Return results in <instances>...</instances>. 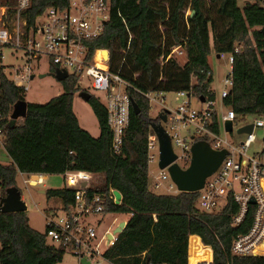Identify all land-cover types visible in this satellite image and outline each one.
Instances as JSON below:
<instances>
[{"label":"trees","instance_id":"16d2710c","mask_svg":"<svg viewBox=\"0 0 264 264\" xmlns=\"http://www.w3.org/2000/svg\"><path fill=\"white\" fill-rule=\"evenodd\" d=\"M66 2L30 0L22 16L31 25L45 8L61 9ZM6 3L12 5L13 0ZM108 11L100 35L83 44L89 56L96 49L106 50L108 71L132 88L126 91L138 113L129 108L119 155L110 149L106 113L92 95L86 103L96 120L98 135L92 138L79 128L71 109L72 93L78 91L76 79L68 76L60 81L62 93L44 104L26 103L24 117L11 118L3 130L1 147L8 162L0 163V195L16 187L17 173L47 176L88 172L96 179L89 194L106 193L110 188L120 197L119 205L107 203L105 212L129 216L114 245L102 254L106 262L185 264L190 236L189 262L209 258V247L212 264H264L262 256L230 255L232 238L249 227L252 207L240 225L232 226L237 207L230 198L214 213H204L195 207L197 193L151 191L145 138L150 124L158 119L149 116L147 100L142 96L189 89L203 95L212 82L207 61L212 51L215 56H232V86L223 104L233 112L234 122L264 115V6L255 1L239 10L235 0H109ZM177 46L184 52L183 66L171 59L160 62ZM49 71L55 73L52 67ZM191 76L195 79L192 87ZM23 93L0 75L3 114L24 101ZM211 129L217 132L214 123ZM72 193L64 187L44 190L47 199H58L62 207ZM62 254L61 249L46 244L43 234L28 226L24 212L0 214V264H56Z\"/></svg>","mask_w":264,"mask_h":264},{"label":"built area","instance_id":"2783aa9c","mask_svg":"<svg viewBox=\"0 0 264 264\" xmlns=\"http://www.w3.org/2000/svg\"><path fill=\"white\" fill-rule=\"evenodd\" d=\"M29 3L30 0H13V4L9 5L6 0H0V75L24 92L26 88L22 83L29 80L31 75L35 77L34 70L40 64H45L48 70L52 67L53 72L65 73L66 78L74 77L76 85L82 79H89L90 88L101 95L100 103L105 110L106 125L111 134L110 149L114 155H119L122 136L128 124L130 98L126 89L130 85L117 74L108 71L106 50L96 49L89 56L83 44L100 35L103 23L108 19L109 0H67L61 9L52 6L45 8L31 25L22 16ZM236 52L237 48H234L233 53ZM182 53L180 47H174L160 62L173 60L174 55ZM5 58L15 64L2 62ZM217 59L225 60L228 66L217 95L209 87L210 84L203 95H196L190 89L179 91L174 93L178 103L172 108L163 106L158 112L165 117L164 122L158 120L157 123L167 135L174 155V160L162 169L158 167L157 137L151 126L148 127L145 138L146 166L148 171L149 165L154 163L156 169L150 185L154 192L161 188V191H157L159 194L180 193L171 182L167 168L174 164L181 170L186 169L190 161V147L195 141H203L199 139L205 138L203 142L213 150H225L226 154L216 170L204 179L199 190L193 192L197 193L195 207L200 212L214 213L230 198L237 207L236 214L231 218L232 226L240 225L248 207H252L249 227L245 233L232 238L230 255L264 257V142L255 153H247L255 142L253 131L264 129V115L251 122H234L233 112L223 104L232 86V56L220 54ZM191 78L194 79L193 76ZM193 84L190 81V87ZM161 94L142 93L148 109L150 103L156 102ZM12 109L7 114H3L0 109V146L3 143V130L11 120ZM225 121L231 122V132L249 123L252 125L251 131L243 134L244 139L233 146L218 138L220 129L224 134L230 133L224 130ZM213 123L217 132L211 129ZM173 146L179 149L178 153L173 151ZM17 174L22 184L29 186L42 185L44 181L41 175ZM61 176L62 187L73 190V193L66 207L59 205L44 211V240L48 246L61 249L63 253H69L77 259L94 256L102 258V254L114 245L120 233L114 229L120 222L125 226L129 217L123 215L124 219L120 221L113 219L101 229L104 224L101 219L113 215L105 212L106 204L119 205L120 197L117 194L118 198H115L116 192L110 188L106 193L89 194L94 182L91 173L66 171ZM88 218L92 219V225ZM189 237L186 241L185 264H212L209 247V260L195 261L192 258L189 262Z\"/></svg>","mask_w":264,"mask_h":264},{"label":"rangeland","instance_id":"374dc122","mask_svg":"<svg viewBox=\"0 0 264 264\" xmlns=\"http://www.w3.org/2000/svg\"><path fill=\"white\" fill-rule=\"evenodd\" d=\"M257 1L262 6H264V0H235L236 7L239 10H242L245 3H253ZM188 14V12H187ZM209 44L211 45V38L209 34ZM98 58V56L96 57ZM179 66H183L185 62L184 52L181 55H174L173 59ZM208 66L210 68L212 82L209 87L214 91L217 95L218 89L220 87V81L222 76L228 71V66L225 60H218L215 58V55L212 51H210L207 56ZM4 63L12 62V60L3 59ZM35 77L32 79L23 82L22 85L26 88L23 93V100L25 103L31 104H44L50 98L57 96L62 93V86L59 81H57L46 67L45 64L41 65L34 70ZM37 75H43V77L38 78ZM190 81L194 83V79L190 78ZM89 79H82L76 85L78 91H74L72 93L71 100V109L74 116L77 119V123L80 129L86 131L92 138H96L98 135V127L94 116L92 115L90 108L86 102H84L80 97V91H85L89 95L94 96L101 102V95L98 92L93 91L89 86ZM160 102V103H159ZM178 100L175 98L174 93H164L157 97L156 102L150 103L149 116L156 117L160 109L165 107H173ZM163 104V105H162ZM252 118H246V122H250ZM255 142L250 146L247 153L252 154L255 153L260 146L264 142V131L263 129H255L253 131ZM218 138L220 140H226L228 144H232L233 146H237L240 141L244 139L243 134H236L235 130L230 133L224 134L222 130H219ZM173 151L178 153L179 149L176 146H173ZM8 162V158L5 156L2 147L0 146V163L6 164ZM182 167H185V164H180ZM148 178L149 181H153V176L156 175L155 164H151L148 167ZM96 179L94 178L93 181ZM15 186L20 194V199L25 205L24 214L27 218L28 226L36 231L39 234H43L44 232V219L43 213L48 208H57L59 206V201L56 198L47 199L43 194H40L38 191H44L48 189H59L63 186V178L61 175H47L42 185L29 186L27 184H22L21 177L17 174L15 176ZM152 191V189H151ZM157 191H161V188ZM157 191L152 192L157 193ZM115 198L117 197V193H114ZM115 219L116 221L123 220V215L113 214L106 215L101 219L103 222V229L107 224L110 223L111 220ZM88 221L91 223L92 219L88 218ZM92 225V223H91ZM112 227H110L111 229ZM202 245V244H201ZM56 264H109L99 256H94L92 258H76L69 253H63L60 261Z\"/></svg>","mask_w":264,"mask_h":264},{"label":"water","instance_id":"95a60500","mask_svg":"<svg viewBox=\"0 0 264 264\" xmlns=\"http://www.w3.org/2000/svg\"><path fill=\"white\" fill-rule=\"evenodd\" d=\"M191 13H189L190 15ZM264 32V27L261 28ZM218 57V55H216ZM38 78L43 77V75H38ZM54 77L57 81H62L66 78V74L63 72H55ZM33 75L30 76V79ZM79 97L87 102L90 95L84 91H80ZM25 105L24 101L17 102L12 109L11 118H23L25 115ZM130 109L133 114L138 113V109L135 104L130 100ZM157 119L159 122H164V115L157 114ZM152 130L154 131L157 142H158V167L160 169L164 168L170 162L174 160V155L171 151L169 140L167 135L163 132L159 123L150 124ZM224 130L226 132H231V122L225 121L223 123ZM252 125L249 123L242 127L235 129L236 134H248L251 131ZM190 161L186 169L181 170L176 165L172 164L167 168V173L171 182L175 185L176 189L180 192L193 193L199 190L203 181L206 177L211 175L219 163L226 154L225 150H213L203 141H195L190 147ZM43 194L44 191H39ZM252 204V201L249 202ZM25 211V205L20 199L19 191L16 187H10L4 190V195H0V214L5 213H20ZM124 227V224L120 222L118 226L114 229L115 232H120Z\"/></svg>","mask_w":264,"mask_h":264},{"label":"bare ground","instance_id":"6f19581e","mask_svg":"<svg viewBox=\"0 0 264 264\" xmlns=\"http://www.w3.org/2000/svg\"><path fill=\"white\" fill-rule=\"evenodd\" d=\"M204 260H209L207 257H199L195 261H204Z\"/></svg>","mask_w":264,"mask_h":264},{"label":"crops","instance_id":"0c3cea01","mask_svg":"<svg viewBox=\"0 0 264 264\" xmlns=\"http://www.w3.org/2000/svg\"><path fill=\"white\" fill-rule=\"evenodd\" d=\"M215 58L217 59V57L215 56ZM5 164V163H4ZM41 177L45 180V177L46 176H43V175H41ZM150 188L152 189V187H151V185H150ZM153 191V190H152ZM39 192V191H38ZM40 193V192H39ZM191 236H194V235H191ZM197 237V236H196Z\"/></svg>","mask_w":264,"mask_h":264}]
</instances>
